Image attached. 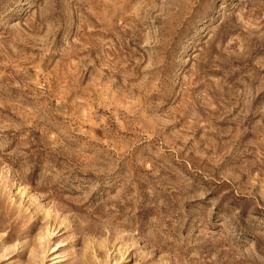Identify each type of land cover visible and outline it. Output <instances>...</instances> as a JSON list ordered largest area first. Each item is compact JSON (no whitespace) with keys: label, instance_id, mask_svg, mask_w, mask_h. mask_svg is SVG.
Returning <instances> with one entry per match:
<instances>
[{"label":"rangeland","instance_id":"rangeland-1","mask_svg":"<svg viewBox=\"0 0 264 264\" xmlns=\"http://www.w3.org/2000/svg\"><path fill=\"white\" fill-rule=\"evenodd\" d=\"M0 264H264V0H0Z\"/></svg>","mask_w":264,"mask_h":264}]
</instances>
